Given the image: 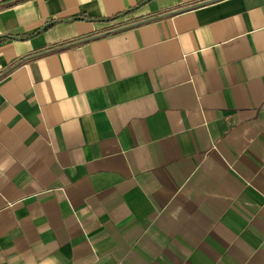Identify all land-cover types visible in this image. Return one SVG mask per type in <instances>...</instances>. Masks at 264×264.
I'll return each instance as SVG.
<instances>
[{"label": "crops", "instance_id": "obj_1", "mask_svg": "<svg viewBox=\"0 0 264 264\" xmlns=\"http://www.w3.org/2000/svg\"><path fill=\"white\" fill-rule=\"evenodd\" d=\"M210 1L0 0V264H264V0Z\"/></svg>", "mask_w": 264, "mask_h": 264}, {"label": "trees", "instance_id": "obj_2", "mask_svg": "<svg viewBox=\"0 0 264 264\" xmlns=\"http://www.w3.org/2000/svg\"><path fill=\"white\" fill-rule=\"evenodd\" d=\"M119 16H120V15H117V16L111 18V19H108L107 22L115 21V20H117V19L119 18ZM97 20H98V21H104L103 19H97ZM58 22H59V21H53L52 23H50V24L46 27V29L51 28L53 25H55V24L58 23ZM137 23H139V22H137ZM137 23H135V24H137ZM128 27H129V26H128ZM115 31H118V28H111V29H108V30L106 31L105 34H107V35H111V34H113ZM99 36H100V35H95V36H93V37H89V38H87V39H85V40H86V41H90V40H93V39H95V38H98ZM8 38H9V37H1V36H0V44H2V43H4L5 41H7ZM70 45H72V43H68V45H67V44H63V45H60V46L58 47V49H59V48H64V47H66V46H70ZM22 61H24V60H22ZM22 61H21V62H22Z\"/></svg>", "mask_w": 264, "mask_h": 264}, {"label": "water", "instance_id": "obj_3", "mask_svg": "<svg viewBox=\"0 0 264 264\" xmlns=\"http://www.w3.org/2000/svg\"><path fill=\"white\" fill-rule=\"evenodd\" d=\"M217 1H220V0H212V1H210V2H217ZM207 3H209V2H207ZM204 4H206V3H201V4L198 5V6H201V5H204ZM191 8H193V7H186V8H184V9H180L179 11H175V12H184V11H187V10H189V9H191ZM137 24H141V22H139V23H137Z\"/></svg>", "mask_w": 264, "mask_h": 264}]
</instances>
